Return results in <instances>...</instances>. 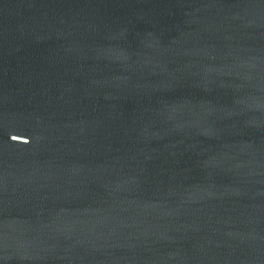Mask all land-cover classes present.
I'll return each mask as SVG.
<instances>
[{"label":"water","instance_id":"water-1","mask_svg":"<svg viewBox=\"0 0 264 264\" xmlns=\"http://www.w3.org/2000/svg\"><path fill=\"white\" fill-rule=\"evenodd\" d=\"M0 264H264V0H0Z\"/></svg>","mask_w":264,"mask_h":264}]
</instances>
